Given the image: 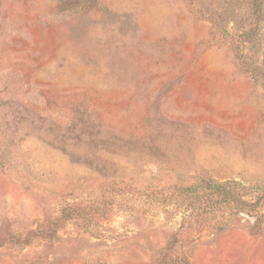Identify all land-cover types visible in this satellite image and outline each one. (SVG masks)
Segmentation results:
<instances>
[{
    "label": "rangeland",
    "instance_id": "1",
    "mask_svg": "<svg viewBox=\"0 0 264 264\" xmlns=\"http://www.w3.org/2000/svg\"><path fill=\"white\" fill-rule=\"evenodd\" d=\"M253 1L0 0V264H264Z\"/></svg>",
    "mask_w": 264,
    "mask_h": 264
},
{
    "label": "trees",
    "instance_id": "2",
    "mask_svg": "<svg viewBox=\"0 0 264 264\" xmlns=\"http://www.w3.org/2000/svg\"><path fill=\"white\" fill-rule=\"evenodd\" d=\"M253 8H254V11H255V14L256 16H260V12H261V5L260 3H258V1L254 0L253 1ZM252 31L249 30L247 33L244 34L245 38H248L250 36V33ZM219 189L223 190V187L220 186Z\"/></svg>",
    "mask_w": 264,
    "mask_h": 264
}]
</instances>
